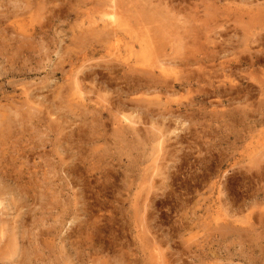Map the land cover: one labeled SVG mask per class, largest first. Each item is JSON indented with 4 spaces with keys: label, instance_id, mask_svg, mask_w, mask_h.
Instances as JSON below:
<instances>
[{
    "label": "rangeland",
    "instance_id": "obj_1",
    "mask_svg": "<svg viewBox=\"0 0 264 264\" xmlns=\"http://www.w3.org/2000/svg\"><path fill=\"white\" fill-rule=\"evenodd\" d=\"M0 264H264V0H0Z\"/></svg>",
    "mask_w": 264,
    "mask_h": 264
},
{
    "label": "bare ground",
    "instance_id": "obj_2",
    "mask_svg": "<svg viewBox=\"0 0 264 264\" xmlns=\"http://www.w3.org/2000/svg\"><path fill=\"white\" fill-rule=\"evenodd\" d=\"M138 6V5H137ZM113 16V15H112ZM111 25L115 28V27H118V23H117V21H116V19L115 18H111ZM113 30V29H112ZM96 31V30H95ZM107 31H109V30H107ZM97 32H98V30H97ZM117 33V32H116ZM116 35V34H115ZM99 36H100V33H99ZM110 36V35H109ZM115 43V42H114ZM117 45V44H116ZM158 62H159V60H158ZM159 64V63H158ZM153 65V64H152ZM160 65V64H159ZM135 68V67H134ZM158 68H159V66H158ZM148 73V72H147ZM152 77H154V76H152ZM158 77H160V76H158ZM147 78V77H146ZM149 78V77H148ZM154 80V79H153ZM142 81V80H141ZM148 81V80H147ZM167 81V80H166ZM164 82V81H163ZM162 82V83H163ZM161 83V84H162ZM154 85H155V83H154ZM147 86H149V85H147ZM156 86V85H155ZM158 86V85H157ZM78 87V86H77ZM79 88V87H78ZM151 90V89H150ZM78 92V91H77ZM146 100V99H145ZM129 119V118H128ZM130 120V119H129ZM128 122V121H127ZM130 122V121H129ZM128 127H130V126H128Z\"/></svg>",
    "mask_w": 264,
    "mask_h": 264
}]
</instances>
